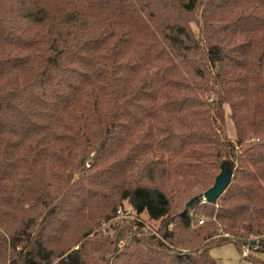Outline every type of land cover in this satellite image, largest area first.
I'll use <instances>...</instances> for the list:
<instances>
[{
  "label": "trees",
  "instance_id": "obj_1",
  "mask_svg": "<svg viewBox=\"0 0 264 264\" xmlns=\"http://www.w3.org/2000/svg\"><path fill=\"white\" fill-rule=\"evenodd\" d=\"M223 162L203 224L200 195L170 219ZM125 201L157 236L113 221ZM228 243L264 253V0H0V264H216Z\"/></svg>",
  "mask_w": 264,
  "mask_h": 264
},
{
  "label": "rangeland",
  "instance_id": "obj_2",
  "mask_svg": "<svg viewBox=\"0 0 264 264\" xmlns=\"http://www.w3.org/2000/svg\"><path fill=\"white\" fill-rule=\"evenodd\" d=\"M227 112L228 111H226V115H225V118H224L225 119V121H224V123H225V132H226V135H227L228 139L233 141V139H234L233 125H232V122L227 117V115H228ZM252 141L256 142V139H253ZM249 142H251V141H247L246 143H249ZM217 174H219V171H218ZM217 174H216V176H217ZM188 180H185V184H187L186 181H188ZM177 187H178V190L181 193L180 196L182 197V199L179 200L178 205L177 204L175 205V203H174L173 210L171 212V216L169 217L170 219H172L175 214L180 213L182 210L188 209V207H186V203L191 200L190 198H192L194 196H199V195H200V198H201L202 194L207 190V189L203 190V187L200 186V185H195V186L190 187L188 190H185L184 192H182L184 190V185L183 184H178ZM199 204L200 205L194 206L195 208L193 207V209L190 210L192 214L194 213L195 215L198 216L197 218H195L192 221V223L190 225V228L192 230H195L197 228V227H195V221H197L199 219H203V221L206 220L204 216H200V212H201V208H202L201 205L205 204L202 201V198H201V201L199 202ZM123 206L124 207H128L129 205L125 201L123 203ZM139 220L142 223H144L145 225L151 227L153 230H155V227L158 225V222L150 221L145 214L140 215L139 216ZM172 221L175 222L176 220L173 219ZM103 226L105 227L106 224L102 225V228H104ZM171 227L172 226H170L168 228L169 229L168 233L170 235H171L172 229H173ZM108 233H109V236L111 237V236H113L114 231L109 230ZM170 240H172V239H170ZM122 246H123V241L118 243V248H120ZM77 248H78V245L73 247V249H77ZM209 255L216 261V264H253L250 261H248V259H246L247 255H249V257L252 258V259L264 261V253H257L255 251H252V250L249 249V246L242 247L241 253H240L238 248L232 243H228V244H225V245H221V246L212 248L209 251ZM55 263H56V260H53L51 264H55Z\"/></svg>",
  "mask_w": 264,
  "mask_h": 264
},
{
  "label": "water",
  "instance_id": "obj_3",
  "mask_svg": "<svg viewBox=\"0 0 264 264\" xmlns=\"http://www.w3.org/2000/svg\"><path fill=\"white\" fill-rule=\"evenodd\" d=\"M231 177H232L231 166L223 162L220 167V172L215 177L212 186L208 188L201 196V198L205 201V203H209V204L215 203L216 200L221 196V194L230 184ZM195 200L196 198H192L190 201H188V203L186 204V207H189V205L193 203ZM255 244L256 242L252 240L249 243V246H252ZM245 246L247 245L243 244V247Z\"/></svg>",
  "mask_w": 264,
  "mask_h": 264
},
{
  "label": "built area",
  "instance_id": "obj_4",
  "mask_svg": "<svg viewBox=\"0 0 264 264\" xmlns=\"http://www.w3.org/2000/svg\"><path fill=\"white\" fill-rule=\"evenodd\" d=\"M202 201L205 203V201L203 199H202ZM113 221H115L116 223H118L120 225H128L130 222H133V221L141 222L138 218H136L134 211L132 210V208L130 206L119 207L115 212ZM202 224H203V219H199V220L195 221V227H198ZM142 231H144L145 233L147 232L149 234L156 235L155 230H153L151 227L145 225L144 223H142ZM102 232H103V234H106V226L104 228H102Z\"/></svg>",
  "mask_w": 264,
  "mask_h": 264
}]
</instances>
